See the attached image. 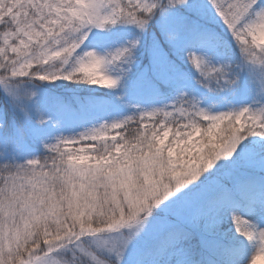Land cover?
Segmentation results:
<instances>
[{
  "label": "snow or ice",
  "instance_id": "snow-or-ice-1",
  "mask_svg": "<svg viewBox=\"0 0 264 264\" xmlns=\"http://www.w3.org/2000/svg\"><path fill=\"white\" fill-rule=\"evenodd\" d=\"M0 264H264V0H0Z\"/></svg>",
  "mask_w": 264,
  "mask_h": 264
}]
</instances>
